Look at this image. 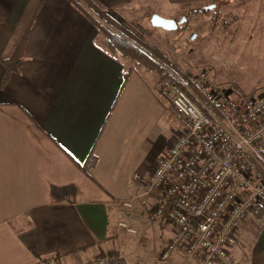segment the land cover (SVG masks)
<instances>
[{"label":"crops","instance_id":"obj_1","mask_svg":"<svg viewBox=\"0 0 264 264\" xmlns=\"http://www.w3.org/2000/svg\"><path fill=\"white\" fill-rule=\"evenodd\" d=\"M88 1L123 28L117 19L134 14L152 29H162L150 24L153 13L174 19L180 4H188V12L210 2ZM17 44L18 63L6 81L0 62V264H85L109 254L138 264L147 251L157 262L173 235L164 219L150 225L142 218L157 194L131 211L121 203L142 192L181 131L167 96L157 90L155 72L109 53L71 0H0V58ZM207 70L213 84L232 85ZM236 86V97L255 93L243 95ZM120 220L142 235L158 227L159 242L147 250L143 238L117 226ZM230 253L239 264H264V224L253 216L240 220ZM171 264H181L180 258Z\"/></svg>","mask_w":264,"mask_h":264},{"label":"built area","instance_id":"obj_2","mask_svg":"<svg viewBox=\"0 0 264 264\" xmlns=\"http://www.w3.org/2000/svg\"><path fill=\"white\" fill-rule=\"evenodd\" d=\"M196 38L195 31L188 36L190 42ZM166 96L181 131L157 159L142 192L121 203L131 211L157 194L141 214L173 227L159 263L180 258L181 264H239L230 253L237 223L253 216L264 224L263 215L255 216L256 209L264 210V88L236 97L233 85L217 86L200 69L186 81L169 83ZM117 226L137 233L128 220ZM115 259L100 255L85 264Z\"/></svg>","mask_w":264,"mask_h":264},{"label":"rangeland","instance_id":"obj_3","mask_svg":"<svg viewBox=\"0 0 264 264\" xmlns=\"http://www.w3.org/2000/svg\"><path fill=\"white\" fill-rule=\"evenodd\" d=\"M224 2L225 0H219L217 6L213 7L221 14L218 26L214 30L209 29L210 21L200 11L188 13V4H180L175 10L174 19L177 22L182 21L176 30L145 27V24H142L139 17L134 14L128 16L127 19L118 18L117 20L124 24V32L129 37H132L131 33L137 38L156 43L160 49L165 50L182 73L191 76L200 69H212L213 73L232 83L233 86L238 83L240 88L245 91L242 92L243 95L251 92L256 94L264 87V48L259 46L260 42L264 40V0H234V3L230 5L224 4ZM208 4L215 5L209 1L206 5ZM148 14L149 12H147V16ZM224 22L232 25L231 29L225 30ZM117 23L113 24L118 25ZM139 28L149 37L145 39L141 36L137 32ZM232 28L237 29L234 36L230 35L233 31ZM151 29L153 33L148 34ZM181 30H183L181 37L172 41V35ZM193 31L197 32V38L194 42H189L188 36ZM230 38H232L231 41ZM239 96L242 97L241 94ZM144 216L142 218L145 222H149L148 224H154L153 222L156 221L149 220L146 215ZM156 228L158 227L153 225L151 229L144 231L145 234L137 232L131 236L138 235V238H143L144 248L149 250L150 246L152 248L155 243L159 242L160 231ZM165 228L169 229L168 226ZM131 241L136 244L134 237ZM138 264L161 263L155 262L153 254L147 251L141 252Z\"/></svg>","mask_w":264,"mask_h":264},{"label":"trees","instance_id":"obj_4","mask_svg":"<svg viewBox=\"0 0 264 264\" xmlns=\"http://www.w3.org/2000/svg\"><path fill=\"white\" fill-rule=\"evenodd\" d=\"M81 11L88 16L93 25L96 27L98 37L101 38L102 46L114 56H122L127 58L135 66L144 68L155 72L156 87L159 93L166 95L167 85L171 82H177V78L188 80L189 74L182 73L175 63L171 60L168 53L160 49L156 44L148 42L147 40H140L130 33L129 37L125 34V28L113 24L109 18L104 17L98 12L88 0H71ZM217 1L210 0L216 7ZM207 16L209 22V29L214 30L218 26L221 19L219 10L214 8H202L200 10H190L188 13L198 12ZM94 15V16H93ZM186 17V16H185ZM142 29H137V32L145 39L149 35L145 34ZM21 44L13 46L11 52L6 58H0V62L5 67L3 80L6 81L9 73L14 69L18 63L17 53L20 50ZM129 69L126 70V77ZM260 150L264 152V142L260 145ZM257 217L264 215L263 209H256ZM110 264H127L123 258H116Z\"/></svg>","mask_w":264,"mask_h":264},{"label":"water","instance_id":"obj_5","mask_svg":"<svg viewBox=\"0 0 264 264\" xmlns=\"http://www.w3.org/2000/svg\"><path fill=\"white\" fill-rule=\"evenodd\" d=\"M215 5L206 6V8H213ZM182 21H176L171 18L162 17L156 13H153L150 17V24L154 27H159L164 30H176Z\"/></svg>","mask_w":264,"mask_h":264}]
</instances>
